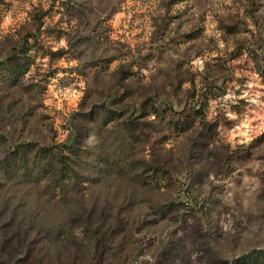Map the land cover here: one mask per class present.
<instances>
[{
  "label": "rangeland",
  "instance_id": "rangeland-1",
  "mask_svg": "<svg viewBox=\"0 0 264 264\" xmlns=\"http://www.w3.org/2000/svg\"><path fill=\"white\" fill-rule=\"evenodd\" d=\"M25 143L76 176L0 171L32 264H264V0H0V157Z\"/></svg>",
  "mask_w": 264,
  "mask_h": 264
},
{
  "label": "trees",
  "instance_id": "trees-1",
  "mask_svg": "<svg viewBox=\"0 0 264 264\" xmlns=\"http://www.w3.org/2000/svg\"><path fill=\"white\" fill-rule=\"evenodd\" d=\"M22 146V145H21ZM27 147L30 144L25 143L22 147L16 146L9 151H6L0 157V171L4 176L12 175L13 178L18 181L22 180H35L40 183L43 179H51V189L54 192H60L63 190V184L65 181L76 178L73 168L64 165L61 157L58 159L59 166L52 164L51 167L43 165V157L38 156L50 155L51 158H56V152L53 151L52 147L42 146L35 154V158L31 160L29 158ZM70 151L74 150L67 147ZM59 153V151H57ZM79 154V153H78ZM77 154V156H79ZM62 164V166H61ZM56 179V180H55ZM7 214V213H6ZM15 216V215H12ZM12 216L6 217L5 214H0V264H32L33 254L35 252V242L28 240V233L21 235L19 233L12 232L9 230L18 227V219ZM7 229V230H4ZM262 256L261 254L259 257ZM253 259L258 263V256H254Z\"/></svg>",
  "mask_w": 264,
  "mask_h": 264
}]
</instances>
